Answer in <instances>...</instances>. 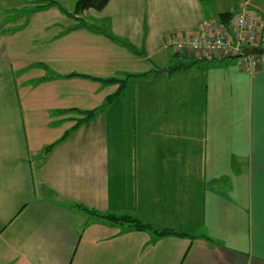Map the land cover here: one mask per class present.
<instances>
[{
    "label": "crops",
    "instance_id": "1",
    "mask_svg": "<svg viewBox=\"0 0 264 264\" xmlns=\"http://www.w3.org/2000/svg\"><path fill=\"white\" fill-rule=\"evenodd\" d=\"M241 8L264 22V0H109L72 16L89 37L106 24L125 43L110 49L0 17V264H264V56L251 69L166 46Z\"/></svg>",
    "mask_w": 264,
    "mask_h": 264
},
{
    "label": "built area",
    "instance_id": "2",
    "mask_svg": "<svg viewBox=\"0 0 264 264\" xmlns=\"http://www.w3.org/2000/svg\"><path fill=\"white\" fill-rule=\"evenodd\" d=\"M166 46H172L177 52L184 51L188 56L208 55L214 59L237 56L244 47L264 46V22L241 8L228 26L204 24L199 33L168 37ZM242 59L255 69L254 56H242Z\"/></svg>",
    "mask_w": 264,
    "mask_h": 264
},
{
    "label": "rangeland",
    "instance_id": "3",
    "mask_svg": "<svg viewBox=\"0 0 264 264\" xmlns=\"http://www.w3.org/2000/svg\"><path fill=\"white\" fill-rule=\"evenodd\" d=\"M31 1L33 2V0H31ZM44 2H45L44 0H39V3H41V4H43ZM46 2L53 3L54 5L50 4V6L49 5L39 6V5H36L35 3H32V6H30L29 8H26L24 10V12H21L20 9H23L24 7H26V5L22 4V3H27V0H5L4 5L0 7V17L5 18V17H9L12 15L14 18L17 15L16 14L17 11L19 10V13L21 15H23L24 20H26V22H27L26 23V29H28V26L32 22H35L34 25H36L38 23V19L40 20L41 24L46 20L45 25L47 26V28H46L47 34L50 31L54 30L53 24L59 25V23H60L59 26H60V28H62V34L61 35H65L64 39H68V40H64L66 42L77 41L78 44L83 45L84 47H87L90 44H92L94 47H96L97 43H98L99 48H102V47L106 48L107 47L109 49L112 48V47H110V45H112V44L117 45L118 48L125 46V43L122 40H120L119 38H116L110 34L109 28L106 27V24L103 26H100L99 24H93V26L96 27L94 30V34H95L94 37H89L88 35H86L87 33L90 34L89 30L87 29V27H91V26H89L90 21L88 20L86 22V24L82 25L81 24L82 20L77 21V20L72 18V16L74 15L73 11H74V7L76 4V0H46ZM40 7H42V8H40ZM5 13H7V14H5ZM41 16H44L45 19L41 20L39 18ZM18 19H20V17ZM83 20H85V19L83 18ZM58 21H60V22H58ZM61 22H63V23H61ZM0 23H3V22H0ZM32 32L36 33V35H34L35 37H39L40 36L39 33H41V31L39 32V30H37L35 28V26L33 27ZM102 32H103V36H102V38H99L100 34ZM104 33L108 34V36L112 39L113 43L110 42L109 45H107L108 39L106 38L107 41L105 40ZM92 41H93V43H92ZM174 60H175L174 58L169 59V63H171V65H170L171 67L176 64V61H174ZM112 67H119V65L114 63V64H112ZM120 76H122V75H120ZM109 85H110V87H108V88L113 89L118 84L117 85L116 84H109ZM89 89H90V87H89ZM121 95H123V92ZM102 106L97 108V109H99L98 113L101 112ZM75 117H76L75 115H71V118L75 119ZM74 121L75 120L71 119L70 125L64 126V130L66 128L70 127L74 123Z\"/></svg>",
    "mask_w": 264,
    "mask_h": 264
},
{
    "label": "trees",
    "instance_id": "4",
    "mask_svg": "<svg viewBox=\"0 0 264 264\" xmlns=\"http://www.w3.org/2000/svg\"><path fill=\"white\" fill-rule=\"evenodd\" d=\"M109 0H76V4L74 7V16H79L81 14H83L85 11H96V12H100L102 11L108 4ZM220 19H221V25L223 26H228L231 22L232 16L229 14H221L220 15ZM226 22V23H225ZM107 82H113V83H118L120 84L121 81H117V80H113V79H109ZM97 113V110L94 111H90L87 113H84V121H87L89 118H91L92 116H94ZM79 126V123L77 122L76 125H74V127L71 129V131L73 129H75L76 127ZM71 131H69L68 133H65L63 135V138L66 137ZM87 210V209H85ZM88 211V210H87ZM91 214H94L96 216H99L102 219H105L111 223H117V224H127L129 227L131 228H135L137 230H152L153 232H156V234L158 236H164V235H175V236H180L179 234L173 233L172 231H168V230H157L147 224H143L141 222H139L136 218L134 217H130V216H121V217H116L113 215H103L100 213H97L95 211H88Z\"/></svg>",
    "mask_w": 264,
    "mask_h": 264
},
{
    "label": "water",
    "instance_id": "5",
    "mask_svg": "<svg viewBox=\"0 0 264 264\" xmlns=\"http://www.w3.org/2000/svg\"><path fill=\"white\" fill-rule=\"evenodd\" d=\"M264 56V48L263 47H252V48H247L244 47L241 50V54L238 56Z\"/></svg>",
    "mask_w": 264,
    "mask_h": 264
}]
</instances>
